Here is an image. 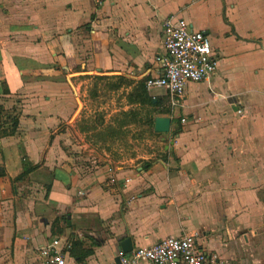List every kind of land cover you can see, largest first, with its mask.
Instances as JSON below:
<instances>
[{
  "label": "crops",
  "instance_id": "obj_1",
  "mask_svg": "<svg viewBox=\"0 0 264 264\" xmlns=\"http://www.w3.org/2000/svg\"><path fill=\"white\" fill-rule=\"evenodd\" d=\"M215 2L213 36L195 0H0V105L18 117L0 138V264H43L38 249L70 234L93 251L81 264H109L126 238L186 234L218 264H264V0ZM171 14L206 32L218 59L215 76L185 88L172 154L82 173L57 133L79 78L154 76Z\"/></svg>",
  "mask_w": 264,
  "mask_h": 264
},
{
  "label": "rangeland",
  "instance_id": "obj_2",
  "mask_svg": "<svg viewBox=\"0 0 264 264\" xmlns=\"http://www.w3.org/2000/svg\"><path fill=\"white\" fill-rule=\"evenodd\" d=\"M203 1L195 0V3L208 6V18L213 23L208 29L215 36L220 24L210 4L215 6L216 2ZM140 81L109 74L81 79L76 107L57 133L64 137V152L82 173L96 168L107 170L111 176L117 167L135 170L146 163L166 161L172 154L170 147L175 134L155 133L152 125L156 117L167 113L164 90L152 89L143 96ZM136 91L139 92L135 94ZM148 99L162 102L153 107L148 105ZM175 112L171 125L177 129Z\"/></svg>",
  "mask_w": 264,
  "mask_h": 264
},
{
  "label": "built area",
  "instance_id": "obj_3",
  "mask_svg": "<svg viewBox=\"0 0 264 264\" xmlns=\"http://www.w3.org/2000/svg\"><path fill=\"white\" fill-rule=\"evenodd\" d=\"M109 0H92L101 6ZM162 52L155 56L156 74L146 78L145 89L164 90L168 100L171 121L175 111L183 108L185 88L190 83L208 82L216 74L218 59L211 46L210 36L193 30L178 14L162 20ZM181 125L185 117H177ZM114 174V172L112 173ZM70 244L53 239L38 249L43 264H67ZM109 264H218L198 243L197 235L167 237L149 247L132 248L128 253L119 251Z\"/></svg>",
  "mask_w": 264,
  "mask_h": 264
},
{
  "label": "trees",
  "instance_id": "obj_4",
  "mask_svg": "<svg viewBox=\"0 0 264 264\" xmlns=\"http://www.w3.org/2000/svg\"><path fill=\"white\" fill-rule=\"evenodd\" d=\"M224 22H226L225 17L223 18ZM87 77H80L79 79H87ZM145 82L146 78L142 79L140 81V87H142V95L147 96V91H145ZM144 87V89H143ZM139 91H136L135 94H137ZM4 94H8V90L4 89ZM141 94L136 95V97H140ZM160 102H162L159 99H148V105L150 106H157L160 105ZM162 104V103H161ZM165 110L167 113H163V115H170V109L168 106H165ZM14 113V112H13ZM12 112L5 111L2 105H0V138L3 137H10L15 135L17 128H18V117L13 115ZM153 129H154V122L152 123ZM152 163H146L142 169L147 170L150 168ZM38 166L30 167L27 170H25L19 177L15 179V181H21L24 178H26L27 174L32 172L33 170L37 169ZM73 230V229H71ZM68 242L70 244L69 248V255L71 258L75 260L76 263L81 264L83 263L89 256L93 254V251L91 249H87L84 247L83 242H81L79 239L75 238L73 234H70L68 238Z\"/></svg>",
  "mask_w": 264,
  "mask_h": 264
},
{
  "label": "water",
  "instance_id": "obj_5",
  "mask_svg": "<svg viewBox=\"0 0 264 264\" xmlns=\"http://www.w3.org/2000/svg\"><path fill=\"white\" fill-rule=\"evenodd\" d=\"M171 119L170 117H156L154 119V132L155 133H168L170 131L171 126ZM132 249L131 240L129 238L124 239L121 241L119 245V251L122 253H128ZM116 263H119L118 258L114 260Z\"/></svg>",
  "mask_w": 264,
  "mask_h": 264
}]
</instances>
